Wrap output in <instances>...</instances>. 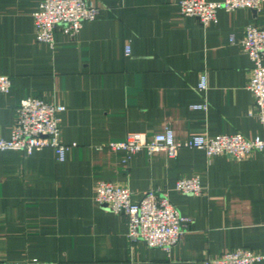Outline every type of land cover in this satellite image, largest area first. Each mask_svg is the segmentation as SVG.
<instances>
[{"label":"crops","instance_id":"crops-1","mask_svg":"<svg viewBox=\"0 0 264 264\" xmlns=\"http://www.w3.org/2000/svg\"><path fill=\"white\" fill-rule=\"evenodd\" d=\"M41 1L0 0V75L11 79L0 94V137L9 138L18 101L34 96L63 105L59 138L75 145L63 161L50 147L0 150V264H206L236 248L264 254V151L236 160L199 148L170 157L103 147L166 128L177 141L264 136L239 43L246 25L264 26V3L220 9L203 26L181 14L179 0H89L99 15L73 37L57 27L49 45L35 37ZM192 176L201 194L175 189ZM101 180L128 186L133 200L149 188L166 192L190 229L170 251L131 242L124 216L95 200Z\"/></svg>","mask_w":264,"mask_h":264},{"label":"built area","instance_id":"built-area-1","mask_svg":"<svg viewBox=\"0 0 264 264\" xmlns=\"http://www.w3.org/2000/svg\"><path fill=\"white\" fill-rule=\"evenodd\" d=\"M264 0H179L177 5L183 16L195 18L201 25L207 26L217 20V12L238 8L259 10ZM99 9L89 0H42L39 8L32 13L35 37L39 42L49 45L54 43V30H61L73 37L82 27L83 22L94 20ZM234 42L235 38L230 37ZM239 43L248 55L252 67L247 84L253 96L255 114L264 126V26L248 24ZM125 53H130V46H125ZM11 79L0 75V94L7 93ZM197 87L206 88V77L202 75ZM193 109H205L206 104H192ZM63 105L50 103L39 97L21 98L15 106L16 120L9 138L0 137V150L14 149L32 152L35 149L50 147L58 161H63L72 144H64L59 138V113ZM103 147L122 149L126 154L145 151H163L174 157L181 147L199 148L210 157L217 154L240 160L252 150L264 151V136L253 139L244 137L240 132L232 134H193L184 141H177L171 129L148 134L129 132L120 140L108 141ZM128 158V157H127ZM175 189L183 193L198 195L203 187L198 176L180 178L175 182ZM95 200L108 210L123 215L127 224V238L131 242L141 241L149 247L170 251L181 239L182 234L190 229V221L182 216L170 202L168 194L159 189L145 190L139 199L133 200L126 185L101 180L95 187ZM264 259V254L248 248H236L224 252L218 257L209 258L206 264H254ZM29 260L9 264H30Z\"/></svg>","mask_w":264,"mask_h":264}]
</instances>
